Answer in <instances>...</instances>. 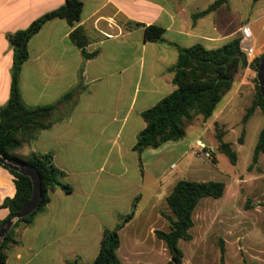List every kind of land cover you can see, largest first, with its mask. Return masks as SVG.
Segmentation results:
<instances>
[{
  "label": "crops",
  "instance_id": "obj_1",
  "mask_svg": "<svg viewBox=\"0 0 264 264\" xmlns=\"http://www.w3.org/2000/svg\"><path fill=\"white\" fill-rule=\"evenodd\" d=\"M81 1L80 22L70 25L65 19H53L31 39L29 59L20 76L21 95L30 106L53 104L74 88L83 87L72 111L61 108L57 114L61 120L40 132L20 152L24 157L32 152L52 153L72 192L52 191L45 213L31 225L14 228L16 243L7 246V264H92L100 252L104 229L115 228L131 213L137 199L134 218L119 232L117 256L123 264H146L161 258L168 262L171 253L156 231H169L164 224L169 215L162 213H172L167 197L177 177L192 168L187 165L181 174L169 179L163 167L172 157L185 153L189 134L195 135V146L205 145L209 128L228 127L229 109L242 98L244 89L251 88L249 64L254 58H247L248 66L236 75L232 89L222 99L228 97L227 101L221 108L222 101L219 103L210 119L196 117L183 140L148 149L140 160L134 146L146 126L141 114L176 89L174 73L169 70L178 60L174 45L187 48L201 43L207 49H217L249 25L259 57V36L252 26L262 22L264 32V7L242 19L241 10H233L232 0H227L216 11L195 20V14L217 0ZM238 1L240 6L246 4L245 0ZM64 3L0 0V108L11 93L13 49L7 35L27 29ZM244 21L247 23L243 25ZM149 26L165 30L164 43L145 41L144 29ZM77 28H82L88 39L86 52L97 51V57L84 60L81 48L70 38ZM206 143L219 146L217 140ZM170 168L176 166L171 164ZM15 195V177L1 168L0 222L9 216L4 201ZM142 203L147 206L139 212ZM137 221L144 230H136L131 243L124 245V232Z\"/></svg>",
  "mask_w": 264,
  "mask_h": 264
},
{
  "label": "trees",
  "instance_id": "obj_2",
  "mask_svg": "<svg viewBox=\"0 0 264 264\" xmlns=\"http://www.w3.org/2000/svg\"><path fill=\"white\" fill-rule=\"evenodd\" d=\"M259 2L262 0H252ZM227 0H217L206 10L194 15L197 20L216 11ZM83 2L81 0H65L56 10L46 13L35 20L27 29L7 35L9 45L13 49V65L11 69V93L7 104L0 108V155L32 165L41 177L42 200L39 207L28 217L15 222L6 235L0 249V264H7V246L16 241L13 239L14 228L18 225H31L37 216L47 210L51 200V192L56 189L66 194L72 192V187L65 182V173L57 168L52 153L42 154L32 152L24 157L20 152L36 140L38 134L49 130L61 118L57 114L61 108L72 111L77 96L83 87H76L53 104L30 106L21 95L20 76L25 62L29 59V42L40 32L43 26L53 19H65L70 25L81 21ZM165 30L156 26L145 27L146 42L164 43ZM70 38L82 50L84 60L97 57V51L87 53L85 46L88 39L82 28L75 29ZM178 51L177 63L169 70L174 73L173 84L176 89L158 102L154 107L144 111L141 116L146 124L139 133L134 151L141 160L142 154L148 149H158L168 142H178L187 135V130L194 124L196 117L210 119L224 96L232 89L236 75L248 66L247 56L240 49V39L234 38L217 49H207L198 43L191 47L174 45ZM264 53L249 64L257 72ZM256 95L248 108L243 123L246 124L256 109L264 115V98L260 93L257 77L254 79ZM242 142V138L240 139ZM219 151L234 165L237 154L231 149V144L225 143L222 136H217ZM264 153V128L254 151L256 162ZM7 169L15 177L16 195L7 198L3 207L9 210L8 220L30 201L33 186L29 177L9 170L0 163V169ZM226 185L218 181H190L181 179L176 182L167 197V204L173 216H165L169 222V231H156L158 239L164 241L172 256L178 261L182 256L178 248L180 241L189 242L193 239L190 231L194 227L193 215L199 203L204 198L220 199L225 194ZM138 200V199H137ZM137 200L134 201L131 213L122 217L113 229H104L100 252L92 264H123L117 256L120 247L119 232L135 216ZM6 220L0 222L1 226ZM69 264H76L70 261ZM166 264H174L170 261ZM222 264H224L222 259Z\"/></svg>",
  "mask_w": 264,
  "mask_h": 264
},
{
  "label": "rangeland",
  "instance_id": "obj_3",
  "mask_svg": "<svg viewBox=\"0 0 264 264\" xmlns=\"http://www.w3.org/2000/svg\"><path fill=\"white\" fill-rule=\"evenodd\" d=\"M245 1L246 4L242 3L240 6L238 0L235 2L232 0L231 8L240 9L242 19L249 16L252 11L254 13L264 7V2L255 4L252 0ZM246 23L244 21L243 25ZM262 24L258 22L252 26L253 31L259 36L258 48L261 54L264 53ZM238 36L237 33L232 39ZM251 71L253 76L250 79L251 88L244 89L242 98H239L237 103L229 109L228 127L217 125L209 128L204 135L207 142L215 144L217 136H222L225 143L231 144V149L237 154L236 164L233 165L218 148L210 146L204 140L203 143L215 156V160L209 161L193 155L192 148L196 147L195 135L189 134L186 139L189 144L184 150L185 153L172 157L163 167V173L169 179L175 178L187 165H190L192 171L178 176V181L181 179L218 181L226 185L222 198L201 200L193 215L194 227L190 231L193 239L189 242H179L178 248L182 252L180 261L170 255L168 262L175 260L176 264H222L223 259L224 264H264V153L256 162L253 160L259 135L264 128V115L260 109H256L248 123H243L246 112L256 95L254 79L257 72L252 69ZM227 99L228 97L221 102L219 108ZM171 164H174L176 168L171 169ZM146 206V203H142L139 212ZM162 213L173 216L172 213ZM141 223L137 221L124 232H127L122 237L124 245L131 243L136 230L139 232L144 230ZM164 224L169 228L168 221ZM162 259L146 261V264L168 263Z\"/></svg>",
  "mask_w": 264,
  "mask_h": 264
},
{
  "label": "water",
  "instance_id": "obj_4",
  "mask_svg": "<svg viewBox=\"0 0 264 264\" xmlns=\"http://www.w3.org/2000/svg\"><path fill=\"white\" fill-rule=\"evenodd\" d=\"M257 81L260 87V93L264 98V57L259 63L257 69ZM0 163L8 168L9 170H13L18 172L21 175L27 176L32 181L33 192L30 201L20 210L19 213L11 216L0 228V249L2 242L4 241L6 235L14 226L15 222L21 219H24L34 213L36 209L39 207L42 200V185H41V177L38 171L30 164L7 159L0 155ZM176 264V261H173Z\"/></svg>",
  "mask_w": 264,
  "mask_h": 264
},
{
  "label": "built area",
  "instance_id": "obj_5",
  "mask_svg": "<svg viewBox=\"0 0 264 264\" xmlns=\"http://www.w3.org/2000/svg\"><path fill=\"white\" fill-rule=\"evenodd\" d=\"M240 49L241 51L250 58L256 57V48L254 44V35L249 25H245L241 28L240 34ZM193 155L200 156L206 160H215L214 155L211 151L202 143H198L192 150Z\"/></svg>",
  "mask_w": 264,
  "mask_h": 264
}]
</instances>
